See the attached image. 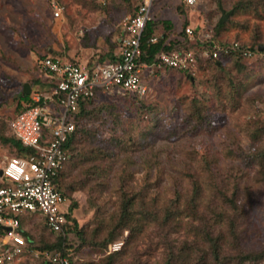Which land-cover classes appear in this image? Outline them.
Instances as JSON below:
<instances>
[{
	"label": "rangeland",
	"instance_id": "rangeland-1",
	"mask_svg": "<svg viewBox=\"0 0 264 264\" xmlns=\"http://www.w3.org/2000/svg\"><path fill=\"white\" fill-rule=\"evenodd\" d=\"M139 1L0 0V168L17 153L1 138L11 136L8 122L23 84L47 90L38 76L40 55L104 59ZM52 4L61 8L59 16ZM220 6L231 13L217 27ZM173 14L179 18L174 31L188 19L212 28L219 41H264V0H198L192 9L180 0H154L155 21ZM260 53L207 57L192 71L144 68V95L95 96L77 124L61 177V209L77 228L63 243L70 264H264V257L257 263L240 258L264 249ZM24 214V229L37 234L43 215ZM211 240L221 246L218 259ZM114 241H122L117 251L110 248ZM31 248L23 264H57L43 251L58 250L37 239Z\"/></svg>",
	"mask_w": 264,
	"mask_h": 264
},
{
	"label": "built area",
	"instance_id": "built-area-1",
	"mask_svg": "<svg viewBox=\"0 0 264 264\" xmlns=\"http://www.w3.org/2000/svg\"><path fill=\"white\" fill-rule=\"evenodd\" d=\"M193 7L198 0H181ZM154 0H140L132 13L121 21L122 31L118 48L109 59H93L92 63L63 60L58 55H44L38 63L54 78L56 83L43 94H35L33 105L13 115L9 121L10 131L24 145L33 148L27 155L18 153L6 158L0 176V264H22L33 249L27 242L21 227L20 216L24 213H40L48 228L66 234L67 210L61 209L66 198L57 185V177L70 154L64 144L80 121L82 104L102 93H128L144 95V68L170 67L182 71L193 70L198 60L219 58L222 54L239 53L250 57L253 52L238 41H219L209 30L200 32L201 41L207 46H177L161 50L154 62H139L141 36L149 21L154 20ZM54 16L61 8L56 4ZM194 27L187 25L185 33L189 45L195 39ZM157 35L149 38L155 42ZM46 130V132H45ZM26 246V247H25ZM122 241H114L111 251L121 248ZM25 250L28 251L25 254ZM43 254L57 264H70L69 255L44 250Z\"/></svg>",
	"mask_w": 264,
	"mask_h": 264
},
{
	"label": "trees",
	"instance_id": "trees-1",
	"mask_svg": "<svg viewBox=\"0 0 264 264\" xmlns=\"http://www.w3.org/2000/svg\"><path fill=\"white\" fill-rule=\"evenodd\" d=\"M182 4L184 5V3H182ZM160 25H162L165 28V30H169L172 27V24L169 21H167V20H159V21L152 20V21H149L146 24L145 29L143 31V34L141 36V50H142V52H141L140 59H139L140 63L150 64V63L155 61V59L157 57V54L161 50H169V49L173 48L174 45H170V44H166L165 43L166 35H158L157 36V40L155 42H150L149 41V38L156 33V28H158ZM187 25H188V21H185L183 23V30L180 32L181 35L186 34L185 33V27ZM216 26L220 27V26H222V23H218V24H216ZM211 31H213L212 28H211ZM204 42L208 43L209 41H204ZM116 44H118V41L114 40L111 43V45L109 46V49H108V52H107L109 56L113 55V52H114ZM260 44H264V41H256V42H253V43H245V44H243V46L244 47H249V49L253 52L254 55L255 54L259 55V54H261L260 52H262V51L258 50V46ZM181 45L185 46V47H190V46L193 47V45H189V42L186 39L183 40V43L180 44V46ZM205 46H207V45H205ZM235 53H236V55H240L241 57H244V56H242L241 54H239L237 52H235ZM99 58L103 59V55L99 56ZM92 61H93V59L91 58L89 61H87V63L91 64ZM214 62H215L216 65H220V61L218 59L217 60L214 59ZM188 71H191V70H188ZM48 82H49L50 86H52V85H54L56 83V80L54 78H50ZM93 100H94V98L88 99L87 101H85L82 104L80 115H79L80 118L84 114H87V113L91 112L90 105L93 103ZM22 102H24V106L21 105ZM37 104L38 105H42V101L41 100L39 102L33 101L32 99H30L29 94L21 93L20 101L17 103V106H16V110L17 111L15 112V114L19 113L20 111H22V110H24V109H26L28 107H31V106L37 105ZM8 127H9V122H8ZM77 128H78V126L76 127V129L73 132V134L68 138L67 142H65V144H64L65 150L69 154H71L72 142H73V140H74V138L76 136ZM9 130H10V127H9ZM45 132H46V130H45ZM10 133H11V136H4L1 139L3 141L8 142L11 145H13L15 147V149H16L18 154L22 153L25 156V155H27L29 153L34 152L33 148L24 146L15 137V135L11 131H10ZM65 165H66V163H65ZM64 169L65 168H63L60 171L59 176L57 177L56 181H57L58 187L62 190L63 195L66 198L65 191H63V187H62V183H61L62 182L61 177L63 175V170ZM26 215L27 214H22L20 219H21V227H22V229L24 231V235H25V238H26L27 242L29 243V246H32L34 244V241L37 239V241L43 242V248L50 249V250H55L56 249V250H58V252L60 254L67 255L66 247L63 245V243L66 240V235L65 234L56 233V232L50 230L48 228V226L44 223L43 219L41 221L42 224H40V227H41L42 230L41 229L38 230V232H40V231L41 232L40 233L37 232V234L36 233L32 234V232L30 230H26L23 227V225L25 223V220L27 218ZM66 217H67L68 223L65 225V231L67 232L69 230H76L77 229L76 228V222L71 218V216L68 213L66 214ZM72 220H73V222H72ZM77 233L80 234V231H77ZM53 235L55 237H53ZM210 243H211L212 251L214 252V256H215L214 258L218 259L219 255H220L221 246L218 245L217 243L214 244L213 240H211ZM241 255L242 256H240V258L248 260L249 262L257 263V262H259V260H261L264 257V249L257 250V251H248L247 253H244V254H241ZM24 262L25 261H23L22 264ZM26 264H28V262H26Z\"/></svg>",
	"mask_w": 264,
	"mask_h": 264
},
{
	"label": "crops",
	"instance_id": "crops-1",
	"mask_svg": "<svg viewBox=\"0 0 264 264\" xmlns=\"http://www.w3.org/2000/svg\"><path fill=\"white\" fill-rule=\"evenodd\" d=\"M181 1V0H180ZM187 8H189V9H192V7H189V6H186ZM194 7V6H193ZM179 18H178V16H176V14H173V15H171L170 17H168V18H165V19H163V20H167V21H169L171 24H172V27L169 29V30H165V28L162 26V25H160L158 28H156V33H155V35H166V41H165V43L166 44H170V45H174L173 47H177V46H179L180 44H182L183 43V40L184 39H188V36L186 35V34H184V35H181L180 34V32L183 30V24H182V26H181V28H180V30H175L174 31V28L176 27V21L178 20ZM185 21H188V19H186V20H184V22ZM183 22V23H184ZM188 25L189 26H192V24H191V22L189 23L188 22ZM192 27H194V26H192ZM194 35H195V39H198V38H201V36H200V32H202V31H206V29H203V28H201V27H199V26H195L194 27ZM209 31L212 33V31H211V29H209ZM120 34H121V32L120 31H118V34L116 35V38H115V40H119V38H120ZM197 41H200V42H202L200 39H198ZM116 51V49H114V52ZM114 52H113V54H114ZM48 54H50V55H57L56 53H54L53 51H48L47 53H44V54H42V55H40V57H39V59H41L44 55H48ZM113 57V55H111V56H106L104 59L106 60V59H109V58H112ZM39 59H38V61H39ZM80 63H87V61L86 62H80ZM38 65L40 66V64L38 63ZM41 67V66H40ZM41 75V74H40ZM39 74H38V76L39 77H41L42 79H43V81H45V82H47L48 84L46 85L45 84V86H47V90H45L44 92H42V93H40V92H34L33 91V88H32V86H31V84H30V87H31V92L29 93V96H30V99H32L33 101H35L34 100V97H35V94H43V93H46L48 90H49V88H50V84H49V79H50V76L45 72V70L43 69V74H42V76H40ZM23 93V92H22ZM23 103V102H22ZM16 150V149H15Z\"/></svg>",
	"mask_w": 264,
	"mask_h": 264
},
{
	"label": "water",
	"instance_id": "water-1",
	"mask_svg": "<svg viewBox=\"0 0 264 264\" xmlns=\"http://www.w3.org/2000/svg\"><path fill=\"white\" fill-rule=\"evenodd\" d=\"M220 8H221V11H222V15H221V17L219 19V23H223V22H225V20L227 19V17L231 13V11H225L221 6H220ZM258 50L264 51V44H260L258 46ZM22 92L24 94H29L31 92V87H30V84L28 82H26V83L23 84V90H22ZM1 175H2V169L0 168V176Z\"/></svg>",
	"mask_w": 264,
	"mask_h": 264
}]
</instances>
